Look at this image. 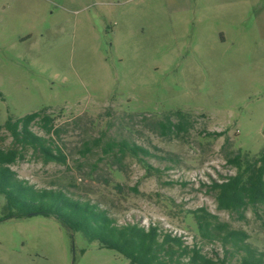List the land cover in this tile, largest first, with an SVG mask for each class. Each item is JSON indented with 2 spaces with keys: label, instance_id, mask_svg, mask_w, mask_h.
I'll use <instances>...</instances> for the list:
<instances>
[{
  "label": "rangeland",
  "instance_id": "374dc122",
  "mask_svg": "<svg viewBox=\"0 0 264 264\" xmlns=\"http://www.w3.org/2000/svg\"><path fill=\"white\" fill-rule=\"evenodd\" d=\"M41 110L66 162L26 147L19 177L223 257L190 212L204 207L264 251V204L241 218L211 188L236 173L225 154L264 148V0H0V125ZM178 110L189 131L161 136L156 122ZM30 128L51 137L41 120ZM112 139L151 155L118 159ZM14 146L1 130L0 148ZM5 204L0 194V264H131L53 216L6 218Z\"/></svg>",
  "mask_w": 264,
  "mask_h": 264
},
{
  "label": "trees",
  "instance_id": "16d2710c",
  "mask_svg": "<svg viewBox=\"0 0 264 264\" xmlns=\"http://www.w3.org/2000/svg\"><path fill=\"white\" fill-rule=\"evenodd\" d=\"M173 118H176L174 120ZM43 122L50 138L31 130V124ZM192 123L182 110L170 112L156 122L155 129L163 137H179L189 131ZM17 143L9 149L0 148V194L6 199L5 217L32 215L53 216L72 231H81L88 240L98 241L101 246L114 249L130 260L131 264H230L229 258L237 256L239 264H264V251L248 241L245 230L235 229L228 222L204 207L191 210L202 240L219 242L224 255L209 256L198 244H185L181 236L163 233L159 226H142L138 223L118 224L106 209L89 199L77 198L58 188H38L19 177L12 165L23 155V149L32 147L40 151L46 161L66 162L63 151L54 145V135L59 133L53 118L43 110L21 118L8 117L0 125ZM222 135V132H216ZM97 141H100L99 139ZM228 143V139H226ZM19 146V147H18ZM114 152L118 159L131 154L149 156L150 151L126 139L110 140L104 148ZM226 161L236 168V173L223 180H213L217 207L236 212L241 218L249 206L264 204V148L256 156L229 152ZM140 159V158H139ZM146 166L150 167L149 164Z\"/></svg>",
  "mask_w": 264,
  "mask_h": 264
}]
</instances>
